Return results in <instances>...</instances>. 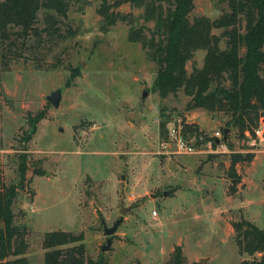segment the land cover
<instances>
[{
	"label": "rangeland",
	"instance_id": "obj_1",
	"mask_svg": "<svg viewBox=\"0 0 264 264\" xmlns=\"http://www.w3.org/2000/svg\"><path fill=\"white\" fill-rule=\"evenodd\" d=\"M114 1L78 0L60 25L62 35L69 26L73 36H43L34 60L12 58L4 71L0 65L2 186L16 183L21 141L31 137L26 183L12 206L14 224L26 228L21 257L45 264L44 234L65 231L82 234L86 259L98 264H165L175 246L185 264H240L246 257L238 252L233 223L264 230V136L241 138L228 117L193 108L182 90L161 98L150 51L128 35L132 28L149 37L154 23L144 21L143 7L122 4L111 11L124 21L107 25L98 11ZM226 13L223 0H194L188 19L214 21ZM36 25L43 27L41 15ZM235 27L244 30L243 22ZM223 31H212L221 50ZM204 59V50L195 51L187 73L201 69ZM56 90L55 108L46 98ZM36 116L43 118L32 124ZM177 120L195 130L186 135L196 154L163 146ZM260 125L264 135V118ZM224 131L226 141L214 145V133ZM237 155L252 160L232 166ZM121 204L131 210L106 237L101 221L112 227Z\"/></svg>",
	"mask_w": 264,
	"mask_h": 264
},
{
	"label": "trees",
	"instance_id": "obj_2",
	"mask_svg": "<svg viewBox=\"0 0 264 264\" xmlns=\"http://www.w3.org/2000/svg\"><path fill=\"white\" fill-rule=\"evenodd\" d=\"M77 1H0V65L3 71L8 70L12 58L34 60V54L42 49L43 36L59 41L62 37L73 36L75 33L69 26L62 35L60 25H65L70 6ZM223 1L229 13L214 21L205 18L189 21L194 0H116L111 5L103 2L98 12L107 25H113L118 20L124 21V17L111 11V7L122 4L143 7L144 21L154 23L150 36L132 28L128 35L131 42H139L150 51V58L157 65L154 90L161 98L182 90L191 98L193 108L224 114L228 117L227 124L243 138L246 133H254L264 118V0ZM40 15L43 27L36 25ZM241 22L243 32L235 27ZM214 29H224L222 37L226 38V48L223 50L219 47L220 36L212 34ZM197 50L205 51L204 64L188 74L186 63ZM42 118L36 116L32 124ZM160 128L163 133L164 125ZM185 132L195 130L185 125ZM30 138L26 135L21 141L16 183L8 186L0 183V264H27L21 257L27 248L26 228L14 224L12 206L18 190L26 183L29 170L26 143ZM251 160L252 155H237L232 166ZM36 174L41 175V171L38 169ZM232 227L238 252L246 257L240 264H264V230L244 220L233 223ZM82 241V234L45 233L42 240L46 250L45 264H98L86 259ZM10 257L14 259L9 260ZM165 264H185L181 246H175Z\"/></svg>",
	"mask_w": 264,
	"mask_h": 264
},
{
	"label": "built area",
	"instance_id": "obj_3",
	"mask_svg": "<svg viewBox=\"0 0 264 264\" xmlns=\"http://www.w3.org/2000/svg\"><path fill=\"white\" fill-rule=\"evenodd\" d=\"M188 123H184L182 120H177L174 123H171L170 126L167 129V143H163V146H167V148H174V152L181 155H193L196 154V148L194 143L192 142V139L189 135H186L185 132V125ZM263 130L261 128V125H259L254 130V137L258 141L263 140ZM213 142L214 145H222L223 141V134L221 132H216L213 135ZM216 141H219L216 143ZM166 148V147H165ZM156 213L153 212V215Z\"/></svg>",
	"mask_w": 264,
	"mask_h": 264
},
{
	"label": "water",
	"instance_id": "obj_4",
	"mask_svg": "<svg viewBox=\"0 0 264 264\" xmlns=\"http://www.w3.org/2000/svg\"><path fill=\"white\" fill-rule=\"evenodd\" d=\"M146 93H144L143 95H145ZM61 98V91L60 90H56L52 93H50L49 96H47V101L53 106V107H58L59 105V101ZM227 131H224L223 133V138L222 141H226L227 135H226ZM219 141H216V143H218ZM131 210V207L128 208H124L123 205L121 204V208H120V217L114 222V224L112 225V227H106L104 222L101 221L102 225H103V233L106 237H111L117 230V228L119 227V225L123 222V216L129 212ZM111 244L110 239H108L106 241V245L103 246L101 248V251L104 252L106 250H108L109 246Z\"/></svg>",
	"mask_w": 264,
	"mask_h": 264
}]
</instances>
